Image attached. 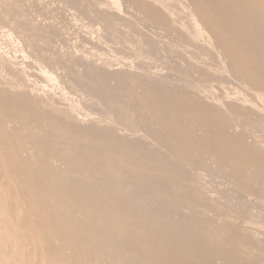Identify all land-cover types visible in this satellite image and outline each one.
<instances>
[{"label": "rangeland", "instance_id": "rangeland-1", "mask_svg": "<svg viewBox=\"0 0 264 264\" xmlns=\"http://www.w3.org/2000/svg\"><path fill=\"white\" fill-rule=\"evenodd\" d=\"M13 262L264 264V0H0Z\"/></svg>", "mask_w": 264, "mask_h": 264}, {"label": "bare ground", "instance_id": "bare-ground-1", "mask_svg": "<svg viewBox=\"0 0 264 264\" xmlns=\"http://www.w3.org/2000/svg\"><path fill=\"white\" fill-rule=\"evenodd\" d=\"M15 251H17V250H15ZM26 252H29V251H26ZM6 253V252H5ZM24 255V254H23ZM28 256H30V255H28ZM36 260V259H35ZM10 263V262H9ZM13 264H14V262H13Z\"/></svg>", "mask_w": 264, "mask_h": 264}]
</instances>
